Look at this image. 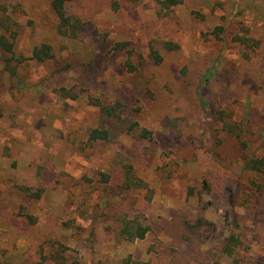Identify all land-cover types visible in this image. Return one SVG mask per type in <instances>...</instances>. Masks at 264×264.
<instances>
[{
	"label": "rangeland",
	"instance_id": "1",
	"mask_svg": "<svg viewBox=\"0 0 264 264\" xmlns=\"http://www.w3.org/2000/svg\"><path fill=\"white\" fill-rule=\"evenodd\" d=\"M51 2L0 0L20 61L0 56V264H264V177L236 137L264 155V0H77L65 36ZM96 128L111 141L89 143Z\"/></svg>",
	"mask_w": 264,
	"mask_h": 264
},
{
	"label": "trees",
	"instance_id": "2",
	"mask_svg": "<svg viewBox=\"0 0 264 264\" xmlns=\"http://www.w3.org/2000/svg\"><path fill=\"white\" fill-rule=\"evenodd\" d=\"M77 0H52L51 9L56 15L58 19V32L61 35H67L69 32L75 31L76 25L78 22L72 23V18L67 14V6ZM155 2L162 10L170 11L183 4V0H152ZM14 21L7 14L6 8L2 9L0 14V56L1 61L4 64V67L11 74H16L17 65L20 64V61L16 62L15 58V39L17 37V32L13 29ZM129 44L127 42L116 43L112 50L114 51H126L129 55L132 51L128 48ZM54 56L53 49L51 45L41 44L34 48L32 57L37 62H44L51 59ZM127 67L129 71H134V66L131 61L128 60ZM214 72L208 70V74L204 77V81L208 82ZM100 107V111L107 118L120 119V115L116 113V109L114 106L102 105L98 104ZM206 105V104H205ZM137 127V128H136ZM135 128V131L139 132V138L150 140L152 139V133L147 129L138 128L137 124L132 126V129ZM112 132L109 129H93L89 132L88 142L95 143L98 141H111ZM237 139L240 141V145L244 151L243 153V161L244 168L247 171L254 172L264 177V155L257 154L256 152H251L252 147V136H248L245 134L241 135L240 133L236 135ZM126 186L130 188H144L146 184L136 178L130 168L127 169L126 172ZM149 232V228L136 219H122V227L121 234L128 241H136L138 239L142 240L146 237ZM238 247V240L234 236H230L225 241V246L223 248V253L226 256H232L236 248Z\"/></svg>",
	"mask_w": 264,
	"mask_h": 264
}]
</instances>
